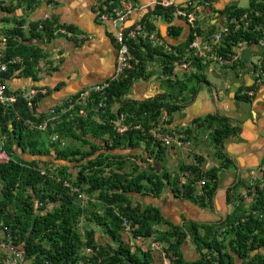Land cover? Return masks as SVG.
I'll return each mask as SVG.
<instances>
[{
	"label": "trees",
	"instance_id": "1",
	"mask_svg": "<svg viewBox=\"0 0 264 264\" xmlns=\"http://www.w3.org/2000/svg\"><path fill=\"white\" fill-rule=\"evenodd\" d=\"M34 1L29 0V4ZM5 11L12 12L10 8ZM224 12L227 20L233 22L217 46L220 54L231 57L240 41L249 46L259 43L264 35V0H249L247 7L230 6ZM154 13L170 16L168 9L160 7ZM245 13L247 19L243 21ZM10 21L9 15L0 17L1 23ZM25 22L17 20L13 27H0V62L8 63V70L0 72L4 83L16 70L37 79L44 55L35 42L52 37L55 24L65 26L52 17L33 20L29 28L24 27ZM194 31L211 40L215 30L203 34L196 26L181 50L195 38ZM141 49L135 47L139 69L129 70L123 79L112 84L106 107L99 111L96 107L101 98L96 97L89 107L69 109L41 130L37 126L48 118V113H40L39 104L31 111L30 101L20 91H10L18 96L15 104L0 103V233L11 234L16 244L24 248L28 264H44L47 259L75 264L85 258L84 251L90 246L102 264H162L158 251L132 250L122 225V217H127L139 225L135 235L154 234L168 243L176 256L173 264H237L238 260L239 264H264V185L245 183L243 194L232 195L231 201L239 204L226 219L213 223L194 221L185 227L166 219L158 206L134 202L136 195L160 196L170 189L177 197L202 206L211 204L218 189L219 172L231 164L223 151V140L239 130L227 117H205L221 164L203 169L204 161L199 158L197 163L180 164L174 172L165 167L158 172L150 158L161 162L167 147L149 130L162 108L171 114L180 105L167 94L143 100L122 96L130 92L134 79L148 76L149 62H159L164 67L162 71L170 73L180 57L149 44L146 52ZM178 51L183 52L179 48ZM194 64L199 72L190 77L204 78L203 69L208 62L199 60ZM6 88L10 89L7 85ZM191 89L189 83L183 85V92ZM42 96H37L36 103ZM115 102L120 104L117 111L111 109ZM68 104L69 100L54 108L59 111ZM120 112L126 114L123 132L111 122ZM54 134L58 139H52ZM65 140L70 143L63 146ZM140 148L145 149L147 157L129 152ZM67 180L71 186L65 185ZM199 181H203L200 186ZM75 186L86 193V201L80 199ZM159 225L167 228L160 232ZM190 236L200 252L195 261L186 260L182 253V244ZM255 250L258 252L253 255Z\"/></svg>",
	"mask_w": 264,
	"mask_h": 264
},
{
	"label": "crops",
	"instance_id": "2",
	"mask_svg": "<svg viewBox=\"0 0 264 264\" xmlns=\"http://www.w3.org/2000/svg\"><path fill=\"white\" fill-rule=\"evenodd\" d=\"M240 1L213 0L210 7L212 11L200 13L195 24L182 18L160 15L153 20V26L175 47L177 53L174 54L179 55L177 61L181 62L182 55L188 52L189 44L183 50L180 47L188 39L192 25L195 28L198 26L203 34L215 30L213 37L226 24L233 22L227 20L224 12L226 8L249 5L242 6ZM49 3H52L51 7ZM103 3L104 0H35L32 4H29V0H0V17L9 15L11 18L8 24L3 23L2 26L13 27L17 20L30 22L52 17L76 33L73 37L53 34L50 38L37 40L35 43L44 55L38 65L37 79L16 70L5 81L9 90L20 91L24 96L32 88L47 87V93L38 101L39 112L47 114L54 107H62L82 88L109 78L116 66L117 43L114 37L115 26L98 19L96 7ZM136 3L139 10L131 17L129 24L153 17L157 9L156 0H136ZM6 8L12 12L7 14ZM80 34L85 38L80 40ZM201 38L204 39V35ZM28 43L32 44V41ZM178 48L183 52H179ZM263 57L264 49L257 43L247 45L241 51V59L236 65L226 66L215 60L208 61L203 69L204 78L190 77L199 72L196 66L187 73H166L162 71L164 67L159 62L153 61L146 68L147 77L134 79L127 98L143 100L158 94L171 95L180 107L170 114V123L177 130L185 131L190 141L189 145L167 147L161 162L150 158L158 172L162 167L174 172L180 164L197 163L199 158L204 161L201 165L203 169L221 164L211 139L212 129L206 126L205 117H227L233 125L239 127L237 133L223 140L222 148L231 159V164L219 172L218 189L211 204L202 206L177 197L170 189H166L160 196L136 195L135 203L158 206L166 219L184 227L194 221L218 222L235 212L239 203L231 201L232 195L243 194V185L250 179L251 172L258 171L264 163V80L259 82L255 74L256 70L264 69ZM165 81L168 82V90L162 88ZM170 81L174 83L172 86ZM186 83L192 89L183 92ZM246 90H255L256 93L249 96ZM242 95L250 98H242ZM201 121L204 125L200 124ZM66 141L70 143V140ZM129 152L148 156L144 148ZM43 159L52 160L51 157ZM165 228V225L158 226L160 232ZM182 253L186 260L195 261L200 258V252L191 236L182 244ZM160 255L163 259V255Z\"/></svg>",
	"mask_w": 264,
	"mask_h": 264
},
{
	"label": "built area",
	"instance_id": "3",
	"mask_svg": "<svg viewBox=\"0 0 264 264\" xmlns=\"http://www.w3.org/2000/svg\"><path fill=\"white\" fill-rule=\"evenodd\" d=\"M213 0H185L184 2H178L177 0H156V6L161 9H168L170 11L171 17H177L185 19L191 24H195L198 16L203 11H208L210 13L211 4ZM52 3H49V7ZM139 10V6L136 0H104L103 4L96 7L98 19L101 22H110L115 26V41L117 43V58L114 73L107 79L96 82L92 85L82 88L78 93L71 97L67 107L57 109L52 108L48 113V118L43 120L41 124L37 127L41 130H46L48 124L59 116V114L80 106L82 108L89 107L91 102L100 97L96 110L99 111L106 107L105 100L108 98L107 92L115 81L123 79L129 70L139 69L140 58L136 56L135 47L138 45L142 51H147V45L151 47H158L163 52L167 53H177L175 47L167 42V40L159 33L158 29L153 26V20L159 18L160 14L153 13V17L149 19H142L129 24L131 17ZM247 19V14H243L241 20L245 21ZM26 28L31 27L30 23L24 25ZM238 26V24H236ZM42 25H39L41 28ZM55 29L53 34L64 35L67 37H73L76 33L66 26H60L58 24L54 25ZM191 29H195V25H192ZM229 31V25L214 34L211 40H204L194 31L195 38L190 41L187 51L183 56V60L174 62V72L187 73L195 69L194 61L202 60L206 62L208 60H215L222 65H232L237 63L241 59V51L247 46L245 41H240L231 57H226L218 52V44L225 33ZM79 39H84V35H78ZM259 43L264 49V35L261 37ZM9 62L14 63V60ZM151 63V62H149ZM149 65V64H148ZM147 65V67H148ZM8 70V63L0 62V72ZM174 74V73H173ZM255 74L259 78V82L264 80V69L256 70ZM48 91L47 87L32 88L29 93L27 92L24 97L30 101V109L33 111L37 104L36 98L39 95H45ZM245 93L249 96L255 95V90H246ZM126 99L127 94L122 96ZM18 96L11 93L2 78H0V103L4 105H13L17 102ZM119 103L115 102L112 104L111 109L117 111L119 108ZM89 112V110H88ZM86 112V113H88ZM126 119L125 112L118 113L114 121V125L119 132H123L126 129L124 124ZM170 113L167 108L161 110L160 114L156 119L152 121V126L149 130L150 135L158 140L161 144L166 147H176L182 145H189L190 141L187 139L185 131L177 130L170 123ZM58 135L54 134L52 136L53 140L58 139ZM65 145V142H62ZM264 163L261 165L258 171L251 172L250 179L248 180V185H264ZM203 181H199L201 185ZM65 185L71 186V183L67 180ZM76 191H79L78 195L81 200L86 201L88 196L86 193L80 191V189L75 186L73 187ZM122 225L128 236L127 241L132 247L133 251L137 248L142 250H155L163 255V264H173L176 256L169 249V245L166 241L158 240L154 234L151 235H135V230L139 228L138 224H134L127 217H122ZM85 258H80L75 264H102V259L91 246L86 247ZM0 264H28L26 260V255L24 248L16 244L15 239L9 233L0 234ZM44 264H64L61 261L52 262L51 260H45Z\"/></svg>",
	"mask_w": 264,
	"mask_h": 264
},
{
	"label": "rangeland",
	"instance_id": "4",
	"mask_svg": "<svg viewBox=\"0 0 264 264\" xmlns=\"http://www.w3.org/2000/svg\"><path fill=\"white\" fill-rule=\"evenodd\" d=\"M248 3H249L248 0H241V1H240V4H241L242 6H247ZM168 87H169V86H168V82H167V81H165V82L162 83V88H163L164 90H168V89H169ZM66 142H67V141H66ZM69 142H70V141H69ZM66 144H68V142H67ZM135 151H136V150H135ZM99 232H100L101 234H104L103 229H100ZM154 251H155V250H154ZM254 253H256V251H253V254H254ZM237 263L239 264V261H238Z\"/></svg>",
	"mask_w": 264,
	"mask_h": 264
},
{
	"label": "clouds",
	"instance_id": "5",
	"mask_svg": "<svg viewBox=\"0 0 264 264\" xmlns=\"http://www.w3.org/2000/svg\"><path fill=\"white\" fill-rule=\"evenodd\" d=\"M30 22H31V21H30ZM30 22H25V24L30 23ZM25 24H24V25H25ZM2 25H3V23H0V27H1ZM24 27H25V26H24ZM25 28H26V27H25ZM208 61H210V60H208ZM208 61H207V62H208ZM212 61H213V60H212ZM198 185L200 186L199 182H198ZM218 237H220V236H218ZM255 251L258 252V250H255ZM205 252H207V250H205ZM213 253H214V252H213ZM252 254H253V253H252ZM254 254H255V253H254ZM254 254H253V255H254ZM209 256H211V255H209ZM162 264H163V262H162Z\"/></svg>",
	"mask_w": 264,
	"mask_h": 264
},
{
	"label": "water",
	"instance_id": "6",
	"mask_svg": "<svg viewBox=\"0 0 264 264\" xmlns=\"http://www.w3.org/2000/svg\"><path fill=\"white\" fill-rule=\"evenodd\" d=\"M155 165H156V167H157L158 169H160V166H159V164H158L157 162H155Z\"/></svg>",
	"mask_w": 264,
	"mask_h": 264
}]
</instances>
